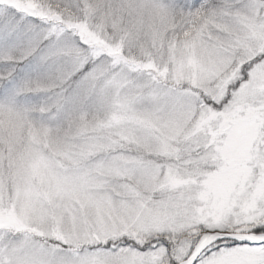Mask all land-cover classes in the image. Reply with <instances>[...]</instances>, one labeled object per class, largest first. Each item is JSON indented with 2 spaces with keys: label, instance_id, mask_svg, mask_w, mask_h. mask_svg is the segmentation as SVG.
Returning <instances> with one entry per match:
<instances>
[{
  "label": "snow or ice",
  "instance_id": "snow-or-ice-1",
  "mask_svg": "<svg viewBox=\"0 0 264 264\" xmlns=\"http://www.w3.org/2000/svg\"><path fill=\"white\" fill-rule=\"evenodd\" d=\"M0 264H264V0H0Z\"/></svg>",
  "mask_w": 264,
  "mask_h": 264
}]
</instances>
